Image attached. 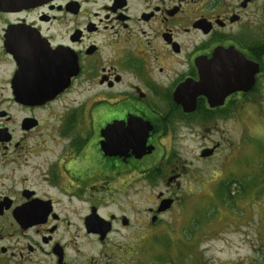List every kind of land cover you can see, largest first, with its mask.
<instances>
[{
  "label": "flooded vegetation",
  "instance_id": "af4514ba",
  "mask_svg": "<svg viewBox=\"0 0 264 264\" xmlns=\"http://www.w3.org/2000/svg\"><path fill=\"white\" fill-rule=\"evenodd\" d=\"M212 64L248 68L252 86L210 106L185 87L202 86ZM263 87L264 0H47L0 11V264H72L67 250L82 234L107 243L133 225L132 205L112 196L133 184L141 207L158 187L133 231L163 226L158 204L179 206L184 195L172 190L191 177L181 137L201 141L195 159L213 158L224 141L212 134L257 115ZM92 211L111 226L102 240L86 231Z\"/></svg>",
  "mask_w": 264,
  "mask_h": 264
},
{
  "label": "rangeland",
  "instance_id": "374dc122",
  "mask_svg": "<svg viewBox=\"0 0 264 264\" xmlns=\"http://www.w3.org/2000/svg\"><path fill=\"white\" fill-rule=\"evenodd\" d=\"M261 90L260 107H253L257 115L240 113L241 120L229 119L221 132L212 134L214 141H224L213 158L195 159L201 141L197 136L181 137L175 147L189 163L191 177H182L179 188L172 190L184 199L165 209L163 226L139 233L140 219L147 216L135 213L141 207L139 185H130L125 198L120 192L112 196L117 204L132 205L124 210L134 221L132 227L111 232L105 244L82 234L78 251L67 250L72 264H264V87ZM154 184L148 187V204L141 208L156 205ZM221 184L229 186L230 197L218 193ZM81 206L80 215L87 205ZM115 208L109 204L100 211ZM68 216L74 222L80 218L69 212Z\"/></svg>",
  "mask_w": 264,
  "mask_h": 264
},
{
  "label": "water",
  "instance_id": "95a60500",
  "mask_svg": "<svg viewBox=\"0 0 264 264\" xmlns=\"http://www.w3.org/2000/svg\"><path fill=\"white\" fill-rule=\"evenodd\" d=\"M46 1L47 0H0V11H19L21 9L34 7ZM216 56H220V53H217ZM212 67V69L207 67V70L205 68L202 70V75L204 78L202 86L198 87L193 84L192 87L189 84L185 87V90L186 88H188L195 91L197 94L202 93L207 98L210 106L212 107L221 104L224 98L232 94L233 92L246 91L252 86L253 75L255 72L250 71L248 68L244 69L243 67L232 65H230L229 67H220L219 65L213 64ZM23 90L29 92L27 94H24V96L21 98H26L28 96L33 97V91L35 90V88L30 87ZM179 92L180 91H178V93ZM195 95L193 97H195ZM177 101L182 104L185 111H191L194 109V101L190 104L179 99H177ZM105 137V145H112V137L110 135ZM133 139H135L133 135L127 134L126 140ZM213 150V148L204 149L201 151L200 155L202 157L208 156L212 153ZM164 204L165 205L162 206L159 211L167 209L170 205V201L168 200V202H165ZM87 221L89 222L88 225H90V227L87 225ZM110 228L111 226L108 221H104V219L99 217L94 211H92L91 214L86 217V231L88 233L92 232L100 234V240H102L106 233L110 231Z\"/></svg>",
  "mask_w": 264,
  "mask_h": 264
},
{
  "label": "trees",
  "instance_id": "16d2710c",
  "mask_svg": "<svg viewBox=\"0 0 264 264\" xmlns=\"http://www.w3.org/2000/svg\"><path fill=\"white\" fill-rule=\"evenodd\" d=\"M232 181H234V180H232ZM218 191H219L218 193H223V192H224L225 194H227L228 197H230V196H229V193H230V192H229V186L224 185V184H221V185H220V188H219ZM189 235H190V234H189Z\"/></svg>",
  "mask_w": 264,
  "mask_h": 264
},
{
  "label": "bare ground",
  "instance_id": "6f19581e",
  "mask_svg": "<svg viewBox=\"0 0 264 264\" xmlns=\"http://www.w3.org/2000/svg\"><path fill=\"white\" fill-rule=\"evenodd\" d=\"M153 196H155V194H154ZM153 200H154V198H153ZM165 202H168V199H165L164 201L161 200L160 203H159L158 206H157L156 211H159V209H160L162 206L165 205V204H164ZM169 206H170V205H169ZM162 211H164V210H162ZM90 214H91V213H90ZM110 229H111V228H110Z\"/></svg>",
  "mask_w": 264,
  "mask_h": 264
}]
</instances>
